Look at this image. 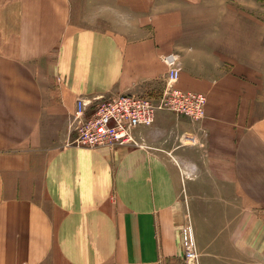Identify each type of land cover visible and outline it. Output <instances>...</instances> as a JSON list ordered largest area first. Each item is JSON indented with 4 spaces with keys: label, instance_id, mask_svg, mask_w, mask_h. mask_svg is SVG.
I'll use <instances>...</instances> for the list:
<instances>
[{
    "label": "crops",
    "instance_id": "crops-1",
    "mask_svg": "<svg viewBox=\"0 0 264 264\" xmlns=\"http://www.w3.org/2000/svg\"><path fill=\"white\" fill-rule=\"evenodd\" d=\"M171 53L201 121L70 144L79 97L157 98ZM191 242L264 264V2L0 0V264H186Z\"/></svg>",
    "mask_w": 264,
    "mask_h": 264
},
{
    "label": "built area",
    "instance_id": "built-area-1",
    "mask_svg": "<svg viewBox=\"0 0 264 264\" xmlns=\"http://www.w3.org/2000/svg\"><path fill=\"white\" fill-rule=\"evenodd\" d=\"M161 59L167 66V73L165 87L157 98L131 94L79 97L69 123L70 130L75 133L70 144L79 148L142 147L134 137V130L150 127L159 111H167L195 123L201 121L205 116L206 97L176 87L180 73L176 54L164 55ZM184 140L195 143L191 136H186ZM185 262L199 264L193 242L185 253Z\"/></svg>",
    "mask_w": 264,
    "mask_h": 264
},
{
    "label": "rangeland",
    "instance_id": "rangeland-1",
    "mask_svg": "<svg viewBox=\"0 0 264 264\" xmlns=\"http://www.w3.org/2000/svg\"><path fill=\"white\" fill-rule=\"evenodd\" d=\"M260 2L261 3H263L264 2V0H260ZM260 14H262V12H260ZM192 232V229H191V227H190V233ZM193 233V232H192Z\"/></svg>",
    "mask_w": 264,
    "mask_h": 264
}]
</instances>
